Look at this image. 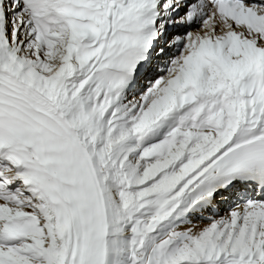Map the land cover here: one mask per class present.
Returning a JSON list of instances; mask_svg holds the SVG:
<instances>
[{
	"label": "snow or ice",
	"instance_id": "6c2138e0",
	"mask_svg": "<svg viewBox=\"0 0 264 264\" xmlns=\"http://www.w3.org/2000/svg\"><path fill=\"white\" fill-rule=\"evenodd\" d=\"M0 264H264V0H0Z\"/></svg>",
	"mask_w": 264,
	"mask_h": 264
},
{
	"label": "bare ground",
	"instance_id": "6f19581e",
	"mask_svg": "<svg viewBox=\"0 0 264 264\" xmlns=\"http://www.w3.org/2000/svg\"><path fill=\"white\" fill-rule=\"evenodd\" d=\"M183 11V10H182ZM197 28H198V26H193V28L192 29H190V30H192V31H195V30H197ZM177 31H183V29H178ZM177 31H169V32H172V33H175V32H177ZM171 51H168V53H167V50H166V53H165V55L164 56H161V57H158V56H156L155 55V59H154V61H153V65H151V70L152 69H154V68H156V69H159V68H162V67H160V64L163 62V60L164 59H166L168 56V54L169 53H173V51L175 50V49H170ZM174 55H176V54H174ZM174 55H172V57H174ZM172 57H170V58H172ZM170 58H168V60L170 59ZM147 78H150L149 77V73H144L143 75H140V79L138 80V83H137V85L135 86V88H133L132 90H130L129 91V99H131L132 98V96L133 95H137L141 90H142V86L146 83V81H147ZM218 205H221V204H218ZM225 207H226V205H225ZM199 220V219H198ZM201 223H205V222H203V221H200ZM197 225H199V226H205V225H203V224H197Z\"/></svg>",
	"mask_w": 264,
	"mask_h": 264
},
{
	"label": "rangeland",
	"instance_id": "374dc122",
	"mask_svg": "<svg viewBox=\"0 0 264 264\" xmlns=\"http://www.w3.org/2000/svg\"><path fill=\"white\" fill-rule=\"evenodd\" d=\"M174 54L178 55V53H177L176 50L173 51L172 55H174ZM174 56H175V55H174ZM160 75H164V73L161 72V71L159 70V72L155 75V77L160 76ZM155 77H154V79H155ZM146 87H147V85H145V86L143 87V90H144V88H146ZM143 90H142V91H143ZM139 94H140V92L136 95V97H138ZM220 203H221V202H220ZM222 203H224V202H222ZM224 212H225V210L223 211V209L221 208L219 214H217V215H223ZM208 213H209V212H208ZM210 216H213V215L211 214ZM194 220H195V221H193V222H194L195 224H203V225H207V224L209 223L210 218H204V220H203L202 217H199V220H198V217H196ZM200 221H203V222H205V223H201Z\"/></svg>",
	"mask_w": 264,
	"mask_h": 264
}]
</instances>
